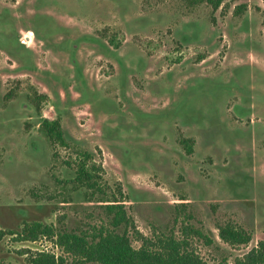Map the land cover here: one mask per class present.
Segmentation results:
<instances>
[{
  "label": "rangeland",
  "instance_id": "1",
  "mask_svg": "<svg viewBox=\"0 0 264 264\" xmlns=\"http://www.w3.org/2000/svg\"><path fill=\"white\" fill-rule=\"evenodd\" d=\"M34 94L46 96L40 113ZM56 118L70 149L38 131ZM75 149L93 155L107 191L121 188L142 236L181 240L192 225L214 242L187 238L208 263L249 252L264 240V0L215 12L182 0H0V230L102 222L92 197L64 183ZM226 223L250 242L223 243ZM15 240L0 241V264L39 252L72 264L52 239Z\"/></svg>",
  "mask_w": 264,
  "mask_h": 264
},
{
  "label": "trees",
  "instance_id": "2",
  "mask_svg": "<svg viewBox=\"0 0 264 264\" xmlns=\"http://www.w3.org/2000/svg\"><path fill=\"white\" fill-rule=\"evenodd\" d=\"M186 7L193 8L206 5L211 11H217L224 0H182ZM245 6L235 10L238 13ZM9 96V95H8ZM10 97V96H9ZM46 101L45 95H35L30 99L32 107L40 113L41 104ZM38 131L52 145L70 149L65 140L59 118L41 119ZM183 146L191 151L192 142L184 140ZM75 165L74 176L65 180L71 184L78 195L92 197L101 211L102 222L91 228L67 229L52 225L25 222L21 230L7 232L0 230V241L6 235H16L18 242H35L41 237L54 240L55 246L72 259V264H228L225 257L216 263L204 261L197 252L190 248L188 237L201 240L205 246H212L213 240L202 229L187 225L181 233L184 236L177 240L173 235H157L154 239L146 238L135 230L132 218L127 214L124 195L120 187L107 191L101 184L100 165L93 161V155L86 150L72 151ZM69 167L70 162H66ZM72 199V198H71ZM65 218V216H63ZM218 238L225 244L238 247L247 245L251 235L245 230L230 223L217 226ZM141 243L138 249L132 246L131 238ZM30 264H64L62 256L44 252L36 253L29 260ZM233 264H264V240H261L242 257L235 258Z\"/></svg>",
  "mask_w": 264,
  "mask_h": 264
},
{
  "label": "built area",
  "instance_id": "3",
  "mask_svg": "<svg viewBox=\"0 0 264 264\" xmlns=\"http://www.w3.org/2000/svg\"><path fill=\"white\" fill-rule=\"evenodd\" d=\"M44 253H46V252H44Z\"/></svg>",
  "mask_w": 264,
  "mask_h": 264
}]
</instances>
